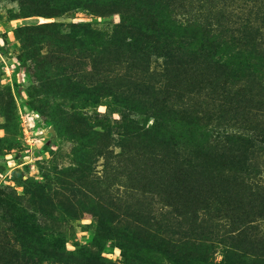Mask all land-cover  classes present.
Returning <instances> with one entry per match:
<instances>
[{
  "label": "trees",
  "instance_id": "obj_1",
  "mask_svg": "<svg viewBox=\"0 0 264 264\" xmlns=\"http://www.w3.org/2000/svg\"><path fill=\"white\" fill-rule=\"evenodd\" d=\"M11 1L21 17L44 19L17 28L24 48L29 38L55 32L58 22L46 19L76 10L117 15L108 33L79 20L64 36L91 55L97 80L89 90L112 95L106 109L133 111L134 140L162 170L150 171L148 185L169 210L156 213L134 201L129 215L142 224L128 233L138 236L134 250L161 254V264H214L211 245L168 237L180 224L195 228L202 211L228 226L218 264H264V171L251 163L264 155V0ZM29 52L34 66H43L47 55ZM153 56L161 59L159 71L150 68ZM106 217L102 212L98 221ZM52 230L53 239L36 242L38 260L80 264L72 256L89 248L75 243L66 250L63 229Z\"/></svg>",
  "mask_w": 264,
  "mask_h": 264
},
{
  "label": "rangeland",
  "instance_id": "obj_2",
  "mask_svg": "<svg viewBox=\"0 0 264 264\" xmlns=\"http://www.w3.org/2000/svg\"><path fill=\"white\" fill-rule=\"evenodd\" d=\"M79 20L108 33L117 15L76 10L46 19L58 22L55 32L29 38L31 46L24 48L17 28L44 19L21 17L15 1L0 0V264H62L39 261L35 252L38 240L55 237V227L65 233L66 250L75 243L89 248L72 256L80 264H161V254L134 250L138 236L128 233L142 225L129 215L134 201L156 213L167 211L164 195L148 185L150 171L161 176L162 170L134 140L133 111L127 105L106 109L112 95L89 90L97 80L89 54L64 36L67 24ZM30 48L34 57L47 55L43 66H34ZM160 67L161 59L153 56L151 70ZM251 161L262 175L264 155ZM102 212L107 217L99 222ZM198 216L195 228L176 224L168 237L211 245L208 261L218 264L228 244L226 221L202 211ZM177 222L182 220H172Z\"/></svg>",
  "mask_w": 264,
  "mask_h": 264
}]
</instances>
